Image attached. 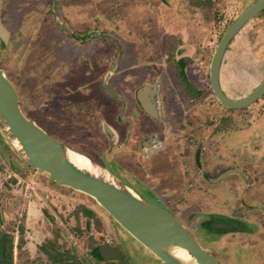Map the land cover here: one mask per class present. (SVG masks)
Masks as SVG:
<instances>
[{
	"label": "rangeland",
	"instance_id": "rangeland-1",
	"mask_svg": "<svg viewBox=\"0 0 264 264\" xmlns=\"http://www.w3.org/2000/svg\"><path fill=\"white\" fill-rule=\"evenodd\" d=\"M257 1L0 0L9 36L6 45L0 39V68L26 115L81 154L102 139L91 117L101 116L100 102H113L102 84L112 92L117 84L135 87L142 77L130 80L139 70L134 64L156 69L169 98L167 121L184 123V142L176 146L181 158L171 151L152 165L154 175L172 174L174 188L154 190L173 197L168 210L222 264H264V96L227 109L209 76L223 34ZM177 58L187 61L184 75ZM263 80L264 10L229 43L220 70L221 86L235 100ZM197 144L200 164L190 169ZM192 179L200 188H183ZM0 209L3 229L14 232V264H100L94 250L108 241L130 262L157 264L137 254L142 246L93 197L31 166L1 128ZM211 221L225 226L211 231Z\"/></svg>",
	"mask_w": 264,
	"mask_h": 264
},
{
	"label": "water",
	"instance_id": "water-1",
	"mask_svg": "<svg viewBox=\"0 0 264 264\" xmlns=\"http://www.w3.org/2000/svg\"><path fill=\"white\" fill-rule=\"evenodd\" d=\"M263 10L264 0H258L245 9L225 31L213 53L210 62V85L220 104L227 109H244L264 96V80L247 97L240 100L229 97L220 81L221 64L229 43L245 24ZM8 38V32L0 15V39L6 45ZM143 106L152 115H157L152 112L149 104ZM0 128L31 166L47 173L52 181L62 186L93 197L134 239L165 264H183L169 252L171 246L183 248L197 264H222L171 211L123 182L109 169L91 160L111 177L104 178L73 165L66 157L68 147L53 138L35 120L25 114L15 84L1 68ZM215 226L221 228L225 225L213 222V227ZM107 246V244L102 245L101 252L113 250L114 252L111 251V255L108 254L106 257H115L116 249Z\"/></svg>",
	"mask_w": 264,
	"mask_h": 264
},
{
	"label": "flooded vegetation",
	"instance_id": "flooded-vegetation-1",
	"mask_svg": "<svg viewBox=\"0 0 264 264\" xmlns=\"http://www.w3.org/2000/svg\"><path fill=\"white\" fill-rule=\"evenodd\" d=\"M65 29L70 34L72 33L70 29ZM186 63L187 61L185 60L184 62L183 58H177L175 67L176 69L180 68V74L184 75ZM134 66L136 67L135 70H139L133 73V78H130V80H135L140 76L142 77V79H140L141 82L136 84L135 87L123 85V87L119 89L120 85L117 84L118 91L116 90V92H112L109 90L107 83L102 84V91L104 93L106 92V94L113 99V102L109 105L100 102L102 105L99 106L98 111L101 116H98V113H92L91 117L96 116L92 118L93 126L96 128L97 126L100 127V136L102 139L95 141V144L91 147L89 153H85L84 155L107 169H109V167H111L110 165H112L115 170V175L127 181V184L131 187L144 188L143 190L146 191V193L148 192L150 196L159 197L160 200L158 201L161 202L163 207L168 209L171 205L168 204L167 201L170 202L169 198L173 199V197L161 196L154 190V188L170 189V187H172V185H169L171 183H168L170 179L166 180L162 177L163 179L161 178L159 180L154 177L151 174V162L156 160L158 157L168 156L175 144L179 143L180 140L184 142L181 139L182 135L180 132L178 133V131H181L184 123L181 124L180 122L178 124L175 121L169 123L167 121L166 115L171 113L169 111V114L167 113L169 98H167L166 94H163V87L159 75L153 73L154 71L156 72V69H152L149 66H143V70L141 71L139 65L137 66V64H134ZM140 71L141 73H139ZM114 75L116 74H113V76ZM113 80L114 79H112L111 83ZM120 90L122 91L120 92ZM187 93L190 96L197 94H195L191 89H188ZM164 98L165 101L163 100ZM143 104L145 106H148L149 104L152 112H155L157 115H152L149 110L143 106ZM106 110L108 111V114L116 113L115 122L119 125L118 127L116 126L118 129L110 127L108 129L105 128L106 125L108 126L105 122L108 119L107 116H105ZM175 123L177 125L176 128L174 125ZM49 134L57 141L61 142L51 133ZM195 137L198 138L197 136ZM203 141L204 140H202V142L199 141L198 144L204 143ZM198 144L193 147V149H195L193 150L194 152L192 151L193 160H187L188 163L191 162V165H195L196 167L200 164L198 162ZM154 150H157L158 153H155ZM124 152L127 154V163L116 160V158H119L118 156ZM107 163L108 165H106ZM109 170L111 171V169ZM159 181L161 182L159 183ZM165 183H168L166 184L167 186ZM193 183L194 181L192 179L191 183L189 181L187 188H192ZM142 189L140 191H142ZM175 203H177V199H175L173 205H175ZM134 240L142 246V250L137 253L138 255L142 254L143 256H146L147 259H154L157 261V264H165L140 242L136 239ZM105 244L108 245L107 247L112 246L116 249L115 257H106L108 254L111 255V253L114 252L113 250H111L112 252L110 250L106 253L101 252L100 247ZM96 249L98 250L99 256H95V258L100 262V264H136L134 262H130L128 257H126L127 254L124 251L123 254L118 246L111 244L109 241L96 246L94 252Z\"/></svg>",
	"mask_w": 264,
	"mask_h": 264
},
{
	"label": "bare ground",
	"instance_id": "bare-ground-1",
	"mask_svg": "<svg viewBox=\"0 0 264 264\" xmlns=\"http://www.w3.org/2000/svg\"><path fill=\"white\" fill-rule=\"evenodd\" d=\"M15 142H19L15 139ZM66 157L67 159L76 167L91 172L92 174L104 178H111L109 177V173L104 171L103 169L97 167L89 157L84 154H81L71 148L66 149ZM169 252L174 255L177 259H179L183 264H197L195 259L191 257V255L185 251L183 248L178 246H171L169 247Z\"/></svg>",
	"mask_w": 264,
	"mask_h": 264
},
{
	"label": "trees",
	"instance_id": "trees-1",
	"mask_svg": "<svg viewBox=\"0 0 264 264\" xmlns=\"http://www.w3.org/2000/svg\"><path fill=\"white\" fill-rule=\"evenodd\" d=\"M215 221V220H213ZM213 221L210 222L209 229L214 231ZM22 228V227H21ZM19 246V244H17ZM15 236L13 231L3 229V219L0 209V264H14ZM99 256L98 250L94 252Z\"/></svg>",
	"mask_w": 264,
	"mask_h": 264
},
{
	"label": "crops",
	"instance_id": "crops-1",
	"mask_svg": "<svg viewBox=\"0 0 264 264\" xmlns=\"http://www.w3.org/2000/svg\"><path fill=\"white\" fill-rule=\"evenodd\" d=\"M123 60H124V58H123ZM115 116H116V113L115 114H110V118H108L107 119V121H105L106 122V124H108V126L106 125L105 126V128L106 129H108L109 127L110 128H116V126L118 127L119 125H117L116 124V122H115ZM116 129H118V128H116ZM110 130V129H109ZM110 132H111V130H110ZM180 142H182L181 140L179 141V143ZM264 143V142H263ZM177 146V144H175V146H174V148L172 149V151L173 152H176V154L175 155H179V157L181 158L182 156H183V154L181 153V152H179V150H178V148L176 147ZM177 149H176V148ZM155 151V153H158V151L157 150H154ZM257 153V155H258V152H256ZM123 155V156H122ZM262 156H264V153L262 154ZM119 158H116V160H119L120 162H123V163H127V154L124 152V153H122V154H120L119 156H118ZM159 158V157H158ZM158 158H156V160L158 159ZM190 159V158H189ZM256 159L257 160H259L258 159V156H256ZM193 160V159H192ZM155 161V160H154ZM154 161L153 162H151V166L153 165V163H154ZM193 166H195V165H191V167H190V169L193 167ZM165 174H166V176H164L163 178L164 179H168V178H170V177H172V174H168V173H166L165 171H163ZM151 174L154 176V177H156V178H158L159 180L162 178L161 176H157L156 174L154 175L152 172H151ZM195 176H197V175H195ZM194 176V177H195ZM120 178V177H119ZM162 178V179H163ZM188 183H189V180H187V182H186V184H184L183 185V188H187V186H188ZM202 186H205V185H202ZM170 188H174V187H170ZM192 188H200V185H198V184H196V183H193L192 184ZM207 188H209V187H207ZM179 198H177V200H178Z\"/></svg>",
	"mask_w": 264,
	"mask_h": 264
}]
</instances>
